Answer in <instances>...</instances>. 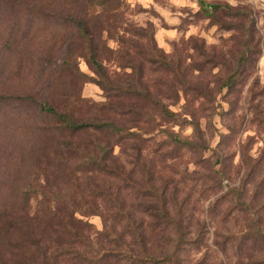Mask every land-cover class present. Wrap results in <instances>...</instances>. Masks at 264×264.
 I'll list each match as a JSON object with an SVG mask.
<instances>
[{
    "label": "rangeland",
    "instance_id": "rangeland-1",
    "mask_svg": "<svg viewBox=\"0 0 264 264\" xmlns=\"http://www.w3.org/2000/svg\"><path fill=\"white\" fill-rule=\"evenodd\" d=\"M0 97V264H264V0H0Z\"/></svg>",
    "mask_w": 264,
    "mask_h": 264
},
{
    "label": "trees",
    "instance_id": "trees-1",
    "mask_svg": "<svg viewBox=\"0 0 264 264\" xmlns=\"http://www.w3.org/2000/svg\"><path fill=\"white\" fill-rule=\"evenodd\" d=\"M86 23L82 21L75 22V26L77 28V31L79 32V36L84 42L86 43L88 49H89V63L91 66L96 68L98 71L101 70L100 64L96 60V54L93 48V40L92 37H90V32L88 28L86 27ZM20 102V103H29L34 102L33 98L31 97H0L1 103L6 102ZM40 113L46 117L52 120L55 123V128L61 132L68 134H79L84 133L87 131H95L100 133H119L120 129L117 128L115 125L108 123V122H102V123H96V122H81L77 121L71 114L64 112V111H58L54 107H51L50 105L41 104L40 105ZM164 114H168L166 111H164ZM38 130V129H37ZM55 130V129H54ZM89 161H87L85 165L88 166H97L101 170H106L105 166L102 164L101 161L95 160L93 157H88ZM41 188V187H40ZM38 185L35 182H31L30 185L27 187V189L24 191L21 199V204L24 207V210L28 212L30 210V201L33 198H36L38 193L40 192ZM42 196L45 197V194L41 193ZM46 202L40 203L39 207L41 206V210L44 211V214L40 213V216H47L48 212L50 211V205L52 204V199L49 197H45ZM55 200V199H53ZM57 201V200H55ZM54 201V202H55ZM39 209V208H38ZM4 214H0V246L1 245H10L15 246V248L20 249L23 252V256L25 259H30L36 261V253H39V257L45 258L44 253L41 251V249L38 246L37 241L34 239L32 234L29 233L28 229L25 228V226L22 225L21 222H19L17 219H13L12 216L5 212H0ZM22 234L23 237H21L20 234ZM16 234L19 235V237H15ZM15 238V240H14ZM25 239H29L28 241ZM33 256V257H32ZM38 257V259H40ZM37 259V260H38ZM34 261V264H35ZM42 261V260H41Z\"/></svg>",
    "mask_w": 264,
    "mask_h": 264
}]
</instances>
